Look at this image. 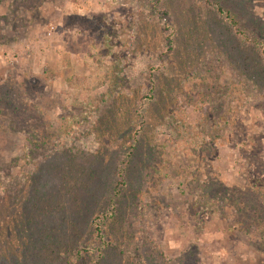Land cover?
<instances>
[{"label": "rangeland", "instance_id": "rangeland-1", "mask_svg": "<svg viewBox=\"0 0 264 264\" xmlns=\"http://www.w3.org/2000/svg\"><path fill=\"white\" fill-rule=\"evenodd\" d=\"M69 260L264 264V0H0V264Z\"/></svg>", "mask_w": 264, "mask_h": 264}, {"label": "trees", "instance_id": "trees-1", "mask_svg": "<svg viewBox=\"0 0 264 264\" xmlns=\"http://www.w3.org/2000/svg\"><path fill=\"white\" fill-rule=\"evenodd\" d=\"M220 10L224 11L222 8H220ZM128 165H129V170L130 171H136V167L134 166V160H131L128 163ZM52 168L55 169L58 172V170H57L58 168L55 166V164L52 165ZM83 172L88 173V174L90 173L92 176L96 174V171L93 172L92 169L90 170V172H87V171H83ZM122 172H125V174H126L125 176H123V178H127L128 169H124V170H122ZM66 177L67 176L65 175V181H70V180L66 179ZM95 179H97V177ZM80 180H81V182H80ZM44 183L47 184V182H44ZM97 184L98 183H94V182L93 183H87L86 181L83 180V176H81V178L79 177L78 182H77L76 179L73 181V195H74L73 196V201L77 202V213L75 214L76 217H80L79 214L82 215V211L80 210V207H81V204H82L80 201L82 200V198L83 199H87L85 201V203H86V205H88L89 200L91 198L94 199V197H97L98 190H99L97 188V186H96ZM75 185H77V187L81 186V187L84 188V190H83L84 191V196L81 195V194L79 195L77 193L75 194V192H76V191H74ZM37 186L40 189L41 186L39 184H37ZM57 188H59V186ZM64 190H66V188H64ZM108 195H109L108 201H105V204H109V200L110 199H111L110 201H113L116 198L115 195L113 194V191H110L108 193ZM67 205H68L67 203H64V204H62L61 207L63 208V207H66ZM103 206H104V204H99V206H95V207H97L96 208L97 211L93 210L94 211L93 217H97V213H98V218H96V219H100V218H102L104 216V214H103ZM120 210H121V208H118V210L116 209V211L113 210L112 216L117 215ZM51 229H52V227H50V228L45 227V234L48 236V238L53 237V234L50 233ZM97 231L100 234L103 233V229H102V227L100 225L97 226ZM78 252H81V250H78ZM68 263L70 264V260L68 261ZM9 264H11V263L9 262Z\"/></svg>", "mask_w": 264, "mask_h": 264}]
</instances>
